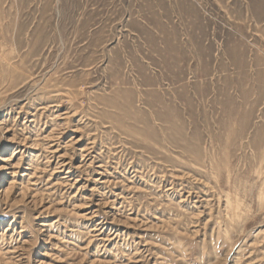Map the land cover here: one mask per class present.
I'll return each mask as SVG.
<instances>
[{
	"label": "rangeland",
	"instance_id": "obj_1",
	"mask_svg": "<svg viewBox=\"0 0 264 264\" xmlns=\"http://www.w3.org/2000/svg\"><path fill=\"white\" fill-rule=\"evenodd\" d=\"M0 50V264H264V0H0Z\"/></svg>",
	"mask_w": 264,
	"mask_h": 264
},
{
	"label": "bare ground",
	"instance_id": "obj_2",
	"mask_svg": "<svg viewBox=\"0 0 264 264\" xmlns=\"http://www.w3.org/2000/svg\"><path fill=\"white\" fill-rule=\"evenodd\" d=\"M1 51V50H0ZM1 55V54H0ZM1 57V56H0ZM20 60V59H19ZM59 137V136H58ZM77 139V138H76ZM35 140V139H34ZM58 140V139H57ZM44 146V145H43ZM45 148V147H44ZM82 149V148H81ZM83 155V154H82ZM47 156V155H46ZM58 157V156H57ZM89 159V158H88ZM88 161V160H87ZM83 164V163H82ZM47 165V164H46ZM61 165V164H60ZM79 166V165H78ZM68 170V169H67ZM86 170V169H85ZM54 172V171H53ZM99 174V173H98ZM64 178V177H63ZM171 184V183H170ZM97 188V187H96ZM189 191V190H188ZM228 203V202H227ZM20 223V222H19ZM21 231V230H20ZM110 239V238H109ZM21 247V246H20ZM18 252V251H17ZM19 254V253H18ZM7 255V254H6ZM20 256V255H19ZM25 256V255H24ZM20 258V257H19Z\"/></svg>",
	"mask_w": 264,
	"mask_h": 264
}]
</instances>
